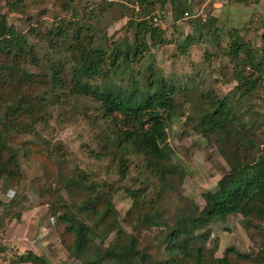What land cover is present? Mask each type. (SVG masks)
<instances>
[{
	"label": "trees",
	"instance_id": "trees-1",
	"mask_svg": "<svg viewBox=\"0 0 264 264\" xmlns=\"http://www.w3.org/2000/svg\"><path fill=\"white\" fill-rule=\"evenodd\" d=\"M72 1L60 4L63 11L71 12V18L42 28L31 24L19 31L8 23L7 15L26 14L27 4L24 0H0V179L17 180L18 157L34 159L40 145L49 156L61 150L59 145L23 142L14 136L30 133L28 121H37L48 100H55L62 110L65 105L89 100L97 116L93 123L99 152L91 151L93 157L111 159L121 178L127 175L129 158L137 157L144 176L137 186L120 188L89 179L82 172L58 170L53 174V187L47 184V189L37 191L40 198L43 194L51 198L48 209L63 225L65 235L60 242L69 258L80 264H264L262 251L253 257L226 248L221 257H214L213 250L206 248L209 230H204L210 222L230 214L264 219V147L260 149L256 142L259 125L253 122L261 119L263 123L264 113L258 114L249 102L264 84V44L252 46L236 30L228 33L223 56L232 64L236 83L231 94L217 96L209 89L198 94L197 119L192 127L205 139L214 136L220 151L227 152L229 172L216 190L201 194L202 206L180 197L183 205L168 214L163 200L174 191V182H181L183 170L170 160L165 114L171 96L187 88H176L174 81L164 78L153 65L151 50L170 43L163 28L152 20L154 2L135 0L139 10L127 23L129 36L107 42L105 35L71 6ZM234 1L251 4V0ZM157 2L160 8L168 4L174 23L183 20L185 12L189 19L194 17L190 0ZM209 5L203 22L217 34V20L207 14ZM261 22L264 24V19ZM200 36V32L185 35L176 45L177 53L185 54ZM48 177L46 174L45 180ZM120 190L130 198L123 217L111 203L114 192ZM24 201L22 194H14L6 203L10 209L17 207L11 217L20 218ZM137 226L151 232L144 245L132 233ZM110 233L113 238L103 245ZM15 258L16 264H50L44 254L32 250Z\"/></svg>",
	"mask_w": 264,
	"mask_h": 264
},
{
	"label": "rangeland",
	"instance_id": "rangeland-1",
	"mask_svg": "<svg viewBox=\"0 0 264 264\" xmlns=\"http://www.w3.org/2000/svg\"><path fill=\"white\" fill-rule=\"evenodd\" d=\"M151 1L154 3L150 14L158 16L157 20L162 24L165 38L170 40V43L151 50L153 65L164 78L173 80L176 88L186 86L185 88L193 90L188 92L186 89V94L180 91L177 95H172L171 106L165 114L166 141L171 150L170 160L183 170L181 182L179 184L174 182V191L164 195L165 209L171 214L183 205L184 201L180 197L191 199L198 206H202L201 194L208 190H216L229 172L227 152L220 151L214 136L209 140L205 139L192 127L196 123L198 112V107L195 106L196 96L204 94L206 89L213 90L217 96L231 94L236 83L233 67L228 58L223 56V50L229 42L228 33L236 30L242 39L252 46L264 44L261 42V39H264V24L261 22L264 19V0H257L258 2L251 0L249 5L239 4L234 0H211L207 14L216 18L214 26L219 28L217 34L207 30L203 22L206 8L201 9L202 0H190V13L194 17L183 18L175 23L171 19L167 3L160 8L157 0ZM24 3L27 4L26 14L7 15L8 23L19 31H25L31 24H38L42 28L58 19L72 17L70 11L62 10L60 4L63 0H24ZM71 6L77 9L82 17L86 16L87 21L97 27L98 33L105 35L107 42L129 36L127 23L139 10L135 0H74ZM2 11L5 12V7ZM199 32L201 36L198 41L187 47L185 54H178L177 43L185 35H196ZM132 64L137 65L135 62ZM263 88L264 84L262 88L256 90L253 97L249 98V102L254 104L256 112L260 115L264 113ZM6 103L10 102L5 101ZM44 105V110L38 115L37 121L33 124L31 120L28 121L32 127L30 133L14 136L23 142L59 145L61 150L49 156L40 145L38 146L40 152L36 153L34 159L25 160L21 156L18 157L17 180L6 182L0 179V202H2L0 264H4L3 259L6 261L5 264H16L15 255L23 254L30 249L44 254L50 264H80L78 260L69 258L66 249L61 245L60 240L65 232L63 225L55 220L48 209L47 201L51 198L44 194L41 198L37 195L39 189L44 191L48 185L53 187L55 184L53 174L58 170L62 173L82 172L89 179L113 183V187L120 188L135 187L144 176L140 174L141 161L137 157L129 158L127 175L124 178L117 174L111 159L93 157L92 152H99V149L95 141L97 126L93 123L96 109L92 102L82 100L74 105H65L63 110L56 105L55 100L52 102L48 100ZM259 120L253 122L256 127L259 125L257 130L255 127L257 133L255 139L262 149L264 122L261 123V119ZM95 121L96 124L99 122L98 119ZM43 162L45 163L42 165ZM46 174H49L47 180H45ZM14 194H22L25 197L18 220L11 217L13 212L17 211V207L10 209L6 205ZM63 197L66 198L65 195ZM111 203L117 214L123 217L129 208L130 198L121 190L115 191ZM5 206L9 209L5 210ZM23 212L26 216H32L30 218L32 222L23 218ZM24 222H29L28 229L30 228L31 233L14 236L12 234L14 226L17 223L24 226ZM122 226L125 231L131 232L127 225L122 224ZM207 229L209 237L206 248L213 250L214 257H221L226 248L253 257L260 251L264 254V219L230 214L222 220L210 222L204 230ZM132 233L141 245L150 241L151 232L146 228L137 226ZM12 235L15 238H11ZM112 238L113 233L108 234L103 245ZM96 244H99L98 240Z\"/></svg>",
	"mask_w": 264,
	"mask_h": 264
},
{
	"label": "crops",
	"instance_id": "crops-1",
	"mask_svg": "<svg viewBox=\"0 0 264 264\" xmlns=\"http://www.w3.org/2000/svg\"><path fill=\"white\" fill-rule=\"evenodd\" d=\"M258 4V3H257ZM253 6H255V4H252ZM259 5V4H258ZM261 5V4H260ZM261 7H263V6H261ZM256 9V8H255ZM22 216H23V218L24 219H26V220H28V221H31L30 220V218H32V216H30V215H27L26 216V214L23 212L22 213ZM27 217H28V219H27ZM32 222V221H31ZM21 223H23V221L21 222ZM21 223H17L15 226H14V230L12 231V234L15 236H20V235H26V234H28L29 232H30V228L28 229V224H29V222L28 223H25L24 222V226H22V224ZM10 230V229H9ZM29 230V231H28ZM31 233V232H30ZM12 235V237L11 238H15L14 236ZM29 235V234H28ZM9 236V235H8ZM6 240V239H5ZM9 240V237H8V239H7V241ZM11 247V246H10ZM29 249H30V247H29ZM34 249V248H33ZM31 250V249H30ZM18 253V252H17ZM19 254V253H18ZM3 263L5 264L6 263V261L5 260H3Z\"/></svg>",
	"mask_w": 264,
	"mask_h": 264
},
{
	"label": "built area",
	"instance_id": "built-area-1",
	"mask_svg": "<svg viewBox=\"0 0 264 264\" xmlns=\"http://www.w3.org/2000/svg\"><path fill=\"white\" fill-rule=\"evenodd\" d=\"M210 1H211V0H203V3H202V5H201V9H203V7H205L206 4H208ZM203 15H204V14H203ZM203 15H202V16H203ZM193 16H194V15H193ZM188 17H190V15L187 14V13L185 12L183 18H188ZM152 20H153L154 24H156V25L158 24V25H160V26L162 27V24L157 20L156 16H154V17L152 18Z\"/></svg>",
	"mask_w": 264,
	"mask_h": 264
}]
</instances>
